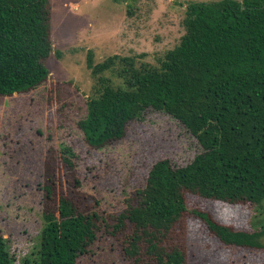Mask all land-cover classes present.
I'll use <instances>...</instances> for the list:
<instances>
[{
    "label": "trees",
    "instance_id": "16d2710c",
    "mask_svg": "<svg viewBox=\"0 0 264 264\" xmlns=\"http://www.w3.org/2000/svg\"><path fill=\"white\" fill-rule=\"evenodd\" d=\"M51 21V0H0V96L47 81ZM183 26L179 43L156 63L120 54L95 62L88 54L96 82L77 124L88 146L123 139L129 123L153 110L181 123L201 147L187 164L157 160L136 203L120 213L113 228L131 230L122 250L130 264H188L177 228L189 214L225 245L264 248V0L190 1ZM54 158L44 169L40 247L24 264H77L98 238L97 212L65 194L51 207L57 163L71 172L79 154L66 145ZM190 194L248 207L253 230L189 209ZM0 264H16L1 232Z\"/></svg>",
    "mask_w": 264,
    "mask_h": 264
},
{
    "label": "rangeland",
    "instance_id": "374dc122",
    "mask_svg": "<svg viewBox=\"0 0 264 264\" xmlns=\"http://www.w3.org/2000/svg\"><path fill=\"white\" fill-rule=\"evenodd\" d=\"M190 1L211 0H138L131 6L128 1L51 0L49 78L30 91L0 96V232L16 264L33 259L40 247L45 165L49 155L55 162L66 145L79 158L71 172L57 163L51 207L65 194L82 210L97 212L100 225L97 240L77 264H130L122 250L131 230L113 228L120 213L136 203L135 192L157 160L187 164L201 147L181 123L153 110L129 123L123 139L100 149L88 146L77 125L96 82L88 54L95 62L120 54L156 63L185 33ZM188 203L189 209H206L223 223L253 230L248 207L194 194ZM177 231L183 234L188 264H264V248L225 245L192 214Z\"/></svg>",
    "mask_w": 264,
    "mask_h": 264
}]
</instances>
